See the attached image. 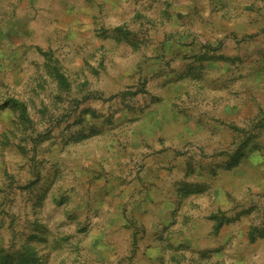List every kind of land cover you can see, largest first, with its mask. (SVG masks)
Segmentation results:
<instances>
[{
  "label": "rangeland",
  "instance_id": "1",
  "mask_svg": "<svg viewBox=\"0 0 264 264\" xmlns=\"http://www.w3.org/2000/svg\"><path fill=\"white\" fill-rule=\"evenodd\" d=\"M147 230L261 264L264 0H0V264H135Z\"/></svg>",
  "mask_w": 264,
  "mask_h": 264
},
{
  "label": "crops",
  "instance_id": "2",
  "mask_svg": "<svg viewBox=\"0 0 264 264\" xmlns=\"http://www.w3.org/2000/svg\"><path fill=\"white\" fill-rule=\"evenodd\" d=\"M171 232H168L169 230H166V234H164V236H170L173 231V229ZM151 230H147V233L145 235V237L143 238V240H141L140 243H138V252H139V256H137V261H135V264H178V263H174L172 261V259L170 258V254H169V250H166L164 253V259L161 261H158L157 258H160V254L163 252L162 249L166 248L164 244H162V241L159 239L160 235H153V239H151L150 237L152 236L150 233ZM167 232L169 234H167ZM190 234L192 233V235H196V236H203L204 235V230H200L197 228H191L189 230ZM158 239H155L157 238ZM167 246V245H166ZM192 247H194L195 249H199L204 247V243L201 241L200 243H197L196 245H191ZM188 247V246H186ZM263 246H255V249L257 251L256 254L254 252L252 257H259L256 256L258 253L261 254V252L264 251V249L262 248ZM198 252V251H197ZM180 253H184V252H180ZM198 257V256H197ZM256 259V258H254ZM262 259V261H259L261 264H264V255L262 253V256H260V260ZM183 264H188L183 262Z\"/></svg>",
  "mask_w": 264,
  "mask_h": 264
},
{
  "label": "trees",
  "instance_id": "3",
  "mask_svg": "<svg viewBox=\"0 0 264 264\" xmlns=\"http://www.w3.org/2000/svg\"><path fill=\"white\" fill-rule=\"evenodd\" d=\"M236 162H237V160H234L233 162H231L232 163V165H235L236 164Z\"/></svg>",
  "mask_w": 264,
  "mask_h": 264
}]
</instances>
